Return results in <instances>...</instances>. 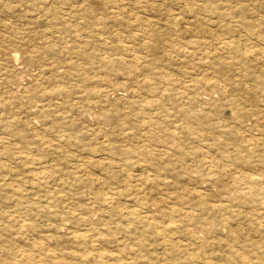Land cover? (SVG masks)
I'll use <instances>...</instances> for the list:
<instances>
[{
    "label": "rangeland",
    "instance_id": "374dc122",
    "mask_svg": "<svg viewBox=\"0 0 264 264\" xmlns=\"http://www.w3.org/2000/svg\"><path fill=\"white\" fill-rule=\"evenodd\" d=\"M102 256L264 264V0H0V264Z\"/></svg>",
    "mask_w": 264,
    "mask_h": 264
},
{
    "label": "bare ground",
    "instance_id": "6f19581e",
    "mask_svg": "<svg viewBox=\"0 0 264 264\" xmlns=\"http://www.w3.org/2000/svg\"><path fill=\"white\" fill-rule=\"evenodd\" d=\"M252 51V50H251ZM249 53V52H248ZM124 60V59H123ZM156 107V106H155ZM24 136V135H23ZM4 137V136H3ZM5 140V139H4ZM49 146V145H48ZM141 161V160H140ZM207 161V160H206ZM42 177V176H41ZM256 180V179H255ZM261 180V179H260ZM256 184V183H255ZM249 187V186H248ZM257 191V190H256ZM254 194V193H253ZM130 200V199H129ZM31 225V224H30ZM26 226H27V224H26ZM28 227V226H27ZM172 231V230H171ZM158 233V232H157ZM232 233V232H231ZM233 234H234V232H233ZM78 236V235H77ZM40 258V257H39ZM53 258V257H52ZM103 259H104V256H102V257H100V262H98V264H101L102 263V261H103ZM40 260V259H39ZM47 260V259H46ZM43 261V262H41V260H40V264H45L44 262H46V264H47V261ZM32 261V260H31ZM33 262V261H32ZM67 263V262H66ZM246 262L244 261V264H245Z\"/></svg>",
    "mask_w": 264,
    "mask_h": 264
}]
</instances>
